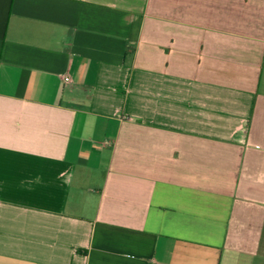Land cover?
Wrapping results in <instances>:
<instances>
[{
  "label": "crops",
  "instance_id": "obj_1",
  "mask_svg": "<svg viewBox=\"0 0 264 264\" xmlns=\"http://www.w3.org/2000/svg\"><path fill=\"white\" fill-rule=\"evenodd\" d=\"M0 264H264V0H0Z\"/></svg>",
  "mask_w": 264,
  "mask_h": 264
},
{
  "label": "built area",
  "instance_id": "obj_2",
  "mask_svg": "<svg viewBox=\"0 0 264 264\" xmlns=\"http://www.w3.org/2000/svg\"><path fill=\"white\" fill-rule=\"evenodd\" d=\"M67 82H69L70 80H71V78L70 77H66V79H65Z\"/></svg>",
  "mask_w": 264,
  "mask_h": 264
}]
</instances>
